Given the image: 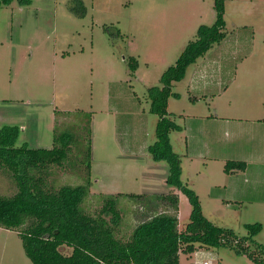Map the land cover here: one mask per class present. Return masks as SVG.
I'll use <instances>...</instances> for the list:
<instances>
[{"label": "rangeland", "instance_id": "1", "mask_svg": "<svg viewBox=\"0 0 264 264\" xmlns=\"http://www.w3.org/2000/svg\"><path fill=\"white\" fill-rule=\"evenodd\" d=\"M28 1L21 5L13 0L0 8V130L17 128L16 147L30 149H52L56 135L73 134L80 153L89 149V171L79 162L73 169L50 166L47 185L54 190L80 185L89 174L84 212L96 217L104 196L118 197L121 221L115 231L121 240L128 239L147 214L139 203L149 207L170 192L179 196L177 230L182 232L191 205L182 192L170 191L172 187L166 184L168 164L155 162L148 152L156 140L158 117L149 111L147 92L161 87V76L196 39L198 28L214 24L213 0H82L83 18L70 12L74 0ZM223 19L224 38L187 67L181 81L172 84L178 97L168 99L167 111L179 130L170 132L168 139L180 160V180L197 195L203 216L239 238L248 236L246 225L259 224L260 232L253 240L264 244V204L260 201L264 178L253 182L241 173L225 175L217 163L205 160L213 156L218 141L232 137L212 116L238 119L236 112L228 114V108L235 110L238 102L231 101L226 108L227 101L237 96L247 103L246 93L251 89L230 86L213 98L190 88L198 66L205 65L218 78L233 74L238 67L237 82L243 84L237 64L264 61V0H227ZM250 51L253 55L246 58ZM132 59L137 63L134 74L128 68ZM86 138L88 144L83 142ZM243 149L252 150L248 145ZM199 153L205 159H191V154ZM234 182L245 190L239 200L227 204L217 199L230 194ZM16 191V184L0 167V196ZM165 206L161 204L156 212H164ZM254 243L244 245L253 250ZM210 253L219 264H254L229 249ZM179 258L188 264L184 255ZM0 264H31L15 230L0 227Z\"/></svg>", "mask_w": 264, "mask_h": 264}, {"label": "trees", "instance_id": "2", "mask_svg": "<svg viewBox=\"0 0 264 264\" xmlns=\"http://www.w3.org/2000/svg\"><path fill=\"white\" fill-rule=\"evenodd\" d=\"M12 1L0 0V8L9 6ZM17 1L21 5L29 3L28 0ZM226 1L213 0L214 24L198 28L196 39L187 44L176 64L161 76V87H152L147 92L149 111L158 117L156 140L148 147V152L155 162L168 164L166 184L172 187L170 191L182 192L191 205L189 222L182 232L177 230L179 198L170 192L168 196L154 200L149 207L139 203L147 214L132 229L128 239L121 240L115 231L121 221L118 197L104 196V205L96 217L84 212L82 205L91 185L89 174L80 185L60 186L56 190L47 185L50 166H70L73 169L79 162L89 171V149L80 153L73 134L63 132L56 135L52 149H30L16 147L17 128L0 130V167L17 187L15 194L0 196V227L18 233L31 264H180V254L190 256L200 250L211 252L218 249H229L237 255H245L254 264H264V244L257 245L253 240L260 232V225H246L248 236L239 238L232 230L218 227L206 219L197 195L180 180V160L168 139L170 132L179 130L167 111L168 99L178 97L171 90L172 84L181 81L187 67L224 38ZM69 10L77 18L86 15L82 0H74ZM115 32L118 35L116 29ZM128 68L130 74H134L136 61L129 62ZM83 142L88 144L89 138ZM79 155L85 160H77ZM245 168L244 162L229 161L224 165V172ZM161 204L167 206L164 212L158 213ZM109 216L110 220H107ZM46 235L48 238L45 239ZM246 242L254 243V249L246 248ZM64 248L71 252L64 254Z\"/></svg>", "mask_w": 264, "mask_h": 264}, {"label": "crops", "instance_id": "3", "mask_svg": "<svg viewBox=\"0 0 264 264\" xmlns=\"http://www.w3.org/2000/svg\"><path fill=\"white\" fill-rule=\"evenodd\" d=\"M251 55H253V53L250 51L246 58L251 57ZM259 62L260 61L254 60H241L237 64L240 66L241 75L244 76L243 80L245 79L243 84H238L237 82L238 67H235V72L233 74L229 72L227 74H222L221 77L218 78L214 73L209 74V72L205 70V65H202V67L198 66L193 74L190 87L194 92H204L202 94L203 96H207L208 93L212 94L211 96L213 98H216L220 94H224L230 86H238L241 91L251 89L250 92L246 93L249 99L247 103L244 99L241 97L238 98L237 96H230L227 101L226 108L231 106V101H233V104L235 101L238 102L235 110L228 108V114H232V111H234L237 113L236 118L238 119H229V117L218 118L219 115L212 116L215 121L219 119L221 123L219 124L220 127L231 131V139L229 141H218L217 146L219 147L211 151L213 156H210L208 159L203 158V155L200 153L191 154L190 157L191 159H195L196 157V159H205L211 163H217L218 170L223 173H225L223 168L226 162H244L246 164V170L244 172L235 171L225 173V175L228 174L231 176L241 173L240 175L244 178L248 177L253 182L259 180L263 181L262 179L264 178V61ZM247 80L249 85H246ZM251 84H253L256 89H253ZM194 101H196L195 98ZM246 145L250 146L252 150H244L243 148H246ZM231 146L236 148L233 149V151L237 150L235 154L231 152ZM186 156L188 157V153ZM249 167H252V170H250ZM229 193L228 195H220L217 199H221L223 202L226 201V203H231L235 200H239L238 198L245 193V190L234 182L231 184ZM237 194H239L238 197ZM260 201L261 204H264V199ZM212 255L213 254L209 251L200 250L190 256H185V259L188 260V264H193L200 259H213ZM216 263L219 264L217 261ZM180 264H182L181 259Z\"/></svg>", "mask_w": 264, "mask_h": 264}, {"label": "built area", "instance_id": "4", "mask_svg": "<svg viewBox=\"0 0 264 264\" xmlns=\"http://www.w3.org/2000/svg\"><path fill=\"white\" fill-rule=\"evenodd\" d=\"M193 264H217L213 259L206 258V259H200L199 261L193 263Z\"/></svg>", "mask_w": 264, "mask_h": 264}, {"label": "water", "instance_id": "5", "mask_svg": "<svg viewBox=\"0 0 264 264\" xmlns=\"http://www.w3.org/2000/svg\"><path fill=\"white\" fill-rule=\"evenodd\" d=\"M44 238H45V239L48 238V235H46Z\"/></svg>", "mask_w": 264, "mask_h": 264}]
</instances>
